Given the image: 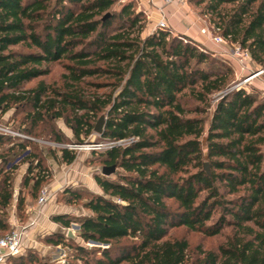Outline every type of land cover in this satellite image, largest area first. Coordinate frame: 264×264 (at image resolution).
<instances>
[{"label": "trees", "instance_id": "trees-1", "mask_svg": "<svg viewBox=\"0 0 264 264\" xmlns=\"http://www.w3.org/2000/svg\"><path fill=\"white\" fill-rule=\"evenodd\" d=\"M119 2L0 0L1 114L12 113L26 136L47 134L58 144L54 121L65 120L83 144L104 116L101 141L123 142L103 155V167L122 173L117 181L95 177L101 195L66 191L69 204L81 202L90 212L74 222L78 237L108 246L97 250L100 257L70 246L75 254L67 264H264V97L233 89V68L187 38L171 30L144 37L145 14L132 4L115 10ZM195 3L204 5L213 29L264 69V0ZM62 60L69 61L65 92L51 98L43 82L24 89L48 75L45 65ZM76 157L63 150L60 162L71 165ZM21 162L29 166L23 185L37 197L51 176L35 144L1 135L4 231ZM177 227L209 238L226 229L232 235L217 252L192 261L185 240H166ZM64 242L60 234L46 238L53 246Z\"/></svg>", "mask_w": 264, "mask_h": 264}, {"label": "rangeland", "instance_id": "rangeland-1", "mask_svg": "<svg viewBox=\"0 0 264 264\" xmlns=\"http://www.w3.org/2000/svg\"><path fill=\"white\" fill-rule=\"evenodd\" d=\"M197 0H188L186 8H183L187 12V14L192 17H195L196 19H200L204 24H207V26L210 29H213L212 24V18L209 15H206V11L204 8V5H196ZM122 0H120L119 4L116 6L115 10H119L120 6L122 5ZM148 25L147 29L144 32V37L148 36L149 30L155 29L154 27V21L149 19V17L145 14ZM171 28H168L166 30H170ZM41 29H39L40 31ZM152 35L155 31H151ZM172 33L175 36H180L175 31L172 30ZM225 47V46H224ZM224 47H221L224 48ZM231 48L232 47H225L222 51L212 52L217 58L225 60L232 68H233V87H235L238 84H241L242 88L245 89L248 93H257L264 97V88H263V79L264 75H260L256 77V74L258 71L263 70V68L257 66L255 63L252 62V60L247 61V68L245 71H241L240 67L237 65V63L234 61V59L231 56ZM19 52H28V49L25 47H18L16 48ZM225 53V54H224ZM69 61L68 60H62L61 62L51 63L49 65H45L44 67L48 70V75L41 77L35 81H32L25 85L24 89H30L38 85L40 82H43L49 89L51 98H57L54 94L55 92H65L67 87L69 86V70H68ZM255 77V78H254ZM248 78V79H247ZM249 80V82L246 81ZM251 79V80H250ZM103 93V92H100ZM218 96H214L212 98V110L214 106L217 104ZM98 122H95L94 126L96 127V124ZM18 123L19 120H12V113H8L6 115L1 114L0 112V126L1 127H7L12 129L13 131H18ZM55 130L57 133L60 134V136L63 139L62 144H58L53 141V139H49L47 134L41 136V137H35V136H28L30 139L27 141H31L33 144H35V148L37 149V153L41 155L44 167L50 174L51 178L48 181V183L44 184L43 188L47 187L53 178V173L51 169V161L52 163H55L60 169L68 170L69 173L75 174V170L79 169V167H86L90 173L91 176L97 177L100 176L102 178L110 179L111 181H117L118 176L117 174L122 173L121 170H117V172L110 176L105 177L102 175V159L103 155L106 151L110 150V142L108 141H101L100 135L97 133L94 134L88 138L83 139V144H79L74 135L72 130L69 128V126L66 124L65 120L60 119L57 121H54L53 123ZM23 134V133H22ZM25 135V134H23ZM26 136V135H25ZM12 139H19V140H25L21 138H16L14 136H7ZM33 148V147H32ZM31 148V149H32ZM68 150L72 151L76 154V160L73 164L67 165L63 162H60V158L62 156V151ZM57 157L59 162L55 161L54 158ZM25 167L28 168L27 162H21L18 166L19 167ZM1 169V166H0ZM21 175V174H20ZM27 177V171L25 174H23V177L21 179V182H24V179ZM15 179V176H14ZM27 192H31V185L24 187ZM69 187V188H67ZM76 185L73 186V184L69 186H65L60 192V194L66 193V191L73 190V191H79L82 196H86V192L88 191L85 187H77ZM23 193V192H21ZM87 197V196H86ZM170 204V202H169ZM75 209H81L82 203H77L73 205ZM78 217H72L71 223L78 225L74 223L77 221ZM73 226V225H72ZM70 227V233L67 234L64 232V234H60L63 236L64 244L59 246H53L46 243V238H40L41 246L37 249H27L22 252V255L20 257H24L25 259L29 255H33L36 257V263L35 264H67L69 261L72 260L75 251L70 248V246L73 245H79L84 246L87 249L95 250V253L93 256L100 257L101 253L98 252V249H106L108 246L95 244L91 242H83L78 236H79V230L73 227ZM79 226V225H78ZM7 233H2L0 236H4ZM55 235V234H54ZM232 235L231 229H226L221 235L213 238H209L204 236L201 233L197 232H191L188 229L184 227H177L170 230L168 237L166 240L171 241H181L185 240L189 245V255L192 259V261H196L200 258H202V253L207 251H213L217 252L219 247L223 245L227 239ZM130 242V241H129ZM129 242H124L123 244H129ZM75 264H82L81 262H75Z\"/></svg>", "mask_w": 264, "mask_h": 264}, {"label": "crops", "instance_id": "crops-1", "mask_svg": "<svg viewBox=\"0 0 264 264\" xmlns=\"http://www.w3.org/2000/svg\"><path fill=\"white\" fill-rule=\"evenodd\" d=\"M123 4H132L137 11L146 14L149 19L154 21L155 27L161 18V11L167 18L170 30L175 31L180 36L187 38L212 52L222 51L223 48L215 45L208 35L202 33V30L209 29L200 19L189 16L183 8L187 5L175 4L164 7L160 0H122ZM155 29L149 30L150 35ZM20 132V131H17ZM21 133V132H20ZM1 136V135H0ZM7 137V136H6ZM51 161V169L53 178L51 183L45 187L51 196V200L44 207L39 208L37 197L33 196V192H27L23 188L21 179L28 168L19 167L13 175L12 183V200L6 209V216L3 217V224L7 230H1L2 233H9L17 228L29 225L30 229L24 239V250L39 248L41 245L40 238H46L54 234L70 233V227L78 228V225L71 223L72 217H84L90 215V212L81 209H75L74 204H69V195L67 193L60 194L65 186L71 184L77 187H85L90 193L101 195L102 191L95 181V177L91 176L88 169L79 167L75 170V174L69 173L68 170L60 169ZM21 174V175H20ZM15 176V179H14ZM26 187V186H24ZM76 187V188H77ZM69 188V187H67ZM23 192V193H21ZM19 200H22V207L19 209ZM2 214V212H1Z\"/></svg>", "mask_w": 264, "mask_h": 264}, {"label": "built area", "instance_id": "built-area-1", "mask_svg": "<svg viewBox=\"0 0 264 264\" xmlns=\"http://www.w3.org/2000/svg\"><path fill=\"white\" fill-rule=\"evenodd\" d=\"M164 7L175 5V4H187L188 0H160ZM168 22L167 18L164 15V13L161 11V18L159 22L156 25L155 30H166L168 29ZM202 33L205 35H208L212 42L219 46V47H232L231 48V56L234 59V61L237 63V65L240 67L241 71H245L247 68V61L251 60L250 54L247 50L242 49L239 45L236 44H230L225 38H223L219 34V30L216 29H204L202 30ZM224 47V48H225ZM223 48V49H224ZM225 54V53H224ZM256 74L257 76L264 75V69L258 71ZM255 78V77H254ZM248 79V78H247ZM246 79V81H247ZM251 80V79H250ZM249 82V80L247 81ZM241 84L236 85L233 87V89H240ZM263 88H264V79H263ZM0 135L2 136H14L16 138H21L25 140H29L30 138L28 136L23 135L20 132L13 131L10 128L7 127H1L0 126ZM123 142H114L110 143V149H112L115 146L122 145ZM51 200V196L49 195L46 188H43L38 197V207L42 208L47 203H49ZM30 229V226H24L17 228L9 233H7L4 236H0V264H7V262L12 259L16 258L22 255L23 249H24V239L26 238V235L28 233V230Z\"/></svg>", "mask_w": 264, "mask_h": 264}, {"label": "water", "instance_id": "water-1", "mask_svg": "<svg viewBox=\"0 0 264 264\" xmlns=\"http://www.w3.org/2000/svg\"><path fill=\"white\" fill-rule=\"evenodd\" d=\"M110 15H106L104 17V20H106L107 18H109ZM105 117L102 116L97 124H96V127H95V133H97L98 135H102L103 131H104V126H105ZM116 166H111V167H103L102 169V175L105 176V177H110L112 175H114L116 173ZM205 170L206 172L209 174V166L208 164L205 165ZM79 228V226H78ZM91 243H95V244H98L96 242H91Z\"/></svg>", "mask_w": 264, "mask_h": 264}]
</instances>
